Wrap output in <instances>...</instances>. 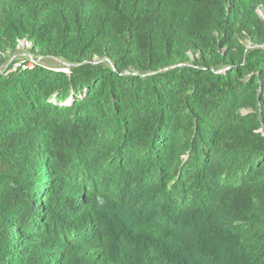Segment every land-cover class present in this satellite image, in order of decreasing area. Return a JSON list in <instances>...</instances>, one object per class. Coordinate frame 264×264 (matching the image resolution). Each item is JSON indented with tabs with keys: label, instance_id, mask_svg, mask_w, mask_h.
Listing matches in <instances>:
<instances>
[{
	"label": "trees",
	"instance_id": "1",
	"mask_svg": "<svg viewBox=\"0 0 264 264\" xmlns=\"http://www.w3.org/2000/svg\"><path fill=\"white\" fill-rule=\"evenodd\" d=\"M259 8L0 0V264H264Z\"/></svg>",
	"mask_w": 264,
	"mask_h": 264
},
{
	"label": "rangeland",
	"instance_id": "2",
	"mask_svg": "<svg viewBox=\"0 0 264 264\" xmlns=\"http://www.w3.org/2000/svg\"><path fill=\"white\" fill-rule=\"evenodd\" d=\"M257 13L259 17V22L256 24L257 27L255 28L254 34L257 36L264 37V9L259 8ZM236 40L238 41L239 44H241L248 50H253L257 48L255 43L253 42L251 35L246 31H243L241 34L237 35ZM221 50H222L221 52L223 53H228V52H234L236 48L232 45V48L230 49L223 48ZM188 54L190 55L192 61L200 59L201 56L200 52L196 53L193 51H189ZM0 55L4 61V63H2L3 66L2 70H7L9 66L13 63H18L15 65V67L17 68L19 65H22L25 60L29 61L30 68L34 67L36 61L46 64L52 67L53 69H57V68L59 69L61 65H64V62L59 59L44 58L38 56L36 52L32 51V44L27 40L17 41L15 47H13L12 44H10L9 46L3 49L2 54ZM97 61L98 58H95L94 62ZM246 112L247 111H244V113Z\"/></svg>",
	"mask_w": 264,
	"mask_h": 264
},
{
	"label": "built area",
	"instance_id": "3",
	"mask_svg": "<svg viewBox=\"0 0 264 264\" xmlns=\"http://www.w3.org/2000/svg\"><path fill=\"white\" fill-rule=\"evenodd\" d=\"M30 67V66H29Z\"/></svg>",
	"mask_w": 264,
	"mask_h": 264
}]
</instances>
